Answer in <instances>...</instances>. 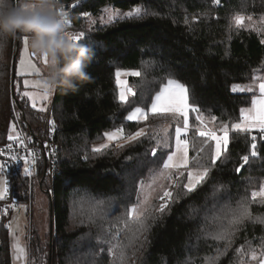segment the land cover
Returning a JSON list of instances; mask_svg holds the SVG:
<instances>
[{
	"label": "trees",
	"instance_id": "obj_1",
	"mask_svg": "<svg viewBox=\"0 0 264 264\" xmlns=\"http://www.w3.org/2000/svg\"><path fill=\"white\" fill-rule=\"evenodd\" d=\"M24 1L28 0H14L15 6ZM60 2L67 13L65 32H83L76 43L94 49L95 57L86 68L90 79L78 80L73 91L55 88L51 107L58 164L52 199L47 193L53 227L46 240L30 231L29 264H122L118 244L125 246L123 264H257L247 250L254 249L258 259L264 253V200L251 197V192L264 184V141L257 136V157H250L246 164L241 159L250 154L251 136L257 131L230 132L228 152L211 167L201 185L188 192L183 187L186 179L181 177L180 185L171 187L173 200L162 213L157 211L162 201L155 199L141 220H130L128 227L124 224L126 209L136 203L140 181L158 167L151 155L155 142L141 138L98 153L92 148L103 143L106 131L120 126L125 133H132L148 125L149 134L155 135L153 128L162 122L159 117L137 123L127 121L126 116L133 107L143 106L168 78L184 84L190 103L198 105L206 118L215 116V125L238 121L240 110L251 107L264 74V0H220L219 4L213 0ZM138 5L143 7L139 17L106 24L87 21L105 7L126 11ZM237 14L244 17L240 27L234 22ZM24 35L28 36L18 33L3 41L0 145L8 142L13 123L28 141H39L45 133L46 114L32 108L19 94L24 88L13 63ZM117 70L141 73L126 77L136 92L127 103L118 100ZM234 84L252 91L233 92ZM194 115L190 112V165L201 140L195 132L198 122ZM169 135H174L173 125ZM201 158L207 166L210 157L201 154ZM36 177L40 190L45 191L49 184L42 164ZM6 178L17 203L31 199L33 178L9 173ZM241 200L248 202L251 219L230 229L232 210ZM10 215L0 214V264H12L7 227ZM141 222L147 231L138 232L133 239ZM225 231L231 232L228 238H215ZM237 249L246 254L242 256Z\"/></svg>",
	"mask_w": 264,
	"mask_h": 264
},
{
	"label": "snow or ice",
	"instance_id": "obj_2",
	"mask_svg": "<svg viewBox=\"0 0 264 264\" xmlns=\"http://www.w3.org/2000/svg\"><path fill=\"white\" fill-rule=\"evenodd\" d=\"M213 3L219 4L220 0H213ZM25 9L32 7L31 5H24ZM66 16L67 13L63 12ZM85 16L90 14L84 13ZM141 15V9L137 8L135 11H130L127 13V17H139ZM122 19L125 17H121ZM112 19L111 17L109 18ZM251 20V17H248ZM244 17L237 14L234 18V22L237 27L243 25ZM67 21H64L66 24ZM187 23V21H185ZM70 39L73 41L80 40L84 36L83 32L75 35H69ZM29 37L27 35L23 36V50L19 53V68L16 71L18 76H28L33 73L40 74V69L37 67L36 63L33 62L32 57H35L33 53H29L28 49ZM264 43V41H262ZM45 65L48 64L47 57H41ZM139 71H121L117 70L115 72V83L118 91V100L121 103H127L129 96H135L136 92L132 86L129 85L127 79H122V77L127 76H140ZM24 90L19 94L21 97L27 98V101L31 103L32 108H37L38 102H44L49 100L51 93V86L46 81L39 80H29L24 79L23 81ZM32 87L37 89V91H29L28 88ZM259 95L256 96L251 101L250 108H242L240 110L238 121L232 123H220L215 125L213 122L216 121V117L212 116L210 119L206 118L205 114L202 113L201 109L195 103H190L189 93L186 86L178 82L174 78H168L166 82L162 83L158 90L155 91L149 98L144 102L143 106H136L128 112L126 116L127 121H135L140 123L141 121H148L150 116L159 117L161 123L153 128L155 135H150L148 131V125L144 127H139L135 132L125 133V128L123 126L117 127L114 130L106 131L104 137H106L107 142L102 143L99 146H93L92 151L94 153L100 152L102 149H107L109 143L112 141H124L125 143L139 142L141 138H148L155 142V145L151 148V155L156 158L155 162L158 164V168L154 172V182L155 179L173 181V187H178L180 185V178L186 179V183L183 187L188 191H193L198 185H201L208 177L211 167L215 166L217 161L220 160L225 153L228 152L230 143V132L237 133H250L253 130H257L256 135L251 136V151L249 155H244L241 157L242 161L246 164L248 163L250 157L255 158L258 156V146H257V136H259L261 141H264V78L260 79L257 85ZM17 91H19V85H16ZM233 92H244L252 91L249 87L245 89L239 84H234L231 89ZM46 108L41 106L39 111L43 112ZM190 112L195 114L194 119L198 123L195 126V132L198 137L201 138L199 147L196 151V156L192 158V163L190 165L189 159V148H190ZM175 122L174 137H170L169 128L171 126L170 122ZM51 123V122H50ZM212 125V126H210ZM54 124L51 131H54ZM174 139V144L171 140ZM7 140L9 143L6 147L0 149V156L7 155L11 160L15 161L17 156L13 154L14 144H19L22 148L26 147L25 138L20 132L17 131L15 123L11 124L8 129ZM123 146V145H118ZM196 147L195 144H192ZM158 149H161L158 156ZM167 150V151H163ZM55 151V150H53ZM201 154L205 157H210L208 164L202 161ZM29 156L31 159L24 158V174L26 176L32 175L31 165H35L36 158L35 153L30 152ZM87 158V157H85ZM162 165V166H160ZM8 167L5 161H0V172H3ZM243 164L241 165V168ZM241 169L237 168L236 171L239 172ZM186 174V176H185ZM162 195L158 198L162 203L159 205L157 211L163 212L170 201L173 200V192L169 190L168 185L161 184ZM144 188V181H140V194H142ZM9 192L8 180L5 176L0 175V200L7 197ZM138 199L137 202L132 204L130 208L126 209V217L128 219L124 220L125 227H128L129 221H140L141 217L145 215L144 204L147 203V197L143 201ZM251 197L255 200L257 197L264 200V184H261L259 191H252ZM247 201L241 200L238 207L232 210V218L229 221V228L235 229L236 226H242L244 222L251 219V214L248 211ZM23 207V205H21ZM8 209L5 208L4 212L7 213ZM11 228V224L8 225ZM147 231V225L143 222L140 223L139 229L132 233L133 239H135L138 232ZM231 235L230 231H225L223 234L216 236L218 240H223ZM13 236V259L15 261H24L26 259L25 248L20 245L18 238L12 233ZM116 238H119V232L116 233ZM131 243V241H130ZM264 247V246H262ZM118 249V258L122 262L126 258L125 246L116 245ZM112 255H117V252L109 249ZM238 252L243 256L245 251L243 249H237ZM251 253V259L257 261V264H264V253L257 257L254 249L249 248L247 250Z\"/></svg>",
	"mask_w": 264,
	"mask_h": 264
},
{
	"label": "clouds",
	"instance_id": "obj_3",
	"mask_svg": "<svg viewBox=\"0 0 264 264\" xmlns=\"http://www.w3.org/2000/svg\"><path fill=\"white\" fill-rule=\"evenodd\" d=\"M32 7H16L14 0H0V61L3 41L18 33L28 34L32 53L47 57L46 82L73 91L78 80L90 79L86 68L95 57V50L75 43L64 28L65 16L60 0H33Z\"/></svg>",
	"mask_w": 264,
	"mask_h": 264
},
{
	"label": "rangeland",
	"instance_id": "obj_4",
	"mask_svg": "<svg viewBox=\"0 0 264 264\" xmlns=\"http://www.w3.org/2000/svg\"><path fill=\"white\" fill-rule=\"evenodd\" d=\"M137 8H140L141 13H142L143 7L141 5L135 6L129 10H126V11L120 10V9L105 7L97 17H95V18L89 17V18H87V21L90 22L92 25L93 24H106V23H109L112 21L121 20L122 16L125 18H129V17H127V13L130 11H135V9H137ZM110 17L112 18L111 20L109 19ZM125 18H123V19H125ZM66 33H68L69 35L78 34V33H72V32H66ZM74 42L76 43L77 41H74ZM23 47H24V44H23V39H22L21 45L19 47L17 59H16V71L19 68V53H20V51L23 50ZM29 48L30 47L28 45V49ZM29 53H30V50H29ZM32 59H33V62L36 63L37 67L40 69V74L33 73L31 75L24 76V77H22V76L20 77V76L16 75L17 78L21 79L22 86H23L24 79L39 80L42 82L46 81V78L48 75L47 65H45L43 63V59L41 57L35 56V57H32ZM122 79H126V77H122ZM55 88L51 87V93H50L49 100L44 101V102H38L37 108H35V109L39 110V108L41 106H44L46 108V110L43 112L45 114H47L48 109L51 107L52 102H53ZM28 90L29 91H37V89L32 88V87H29ZM29 104L31 106L30 102H29ZM189 119H190V117H189ZM129 122H135V121H129ZM141 122H144V121H141ZM170 123H171L170 127H172V125H173L175 128V126H176L175 122L173 121ZM172 137H174V135ZM106 142H107V140L105 137L103 143H106ZM171 142L174 144V139H172ZM121 143H124V141H122V140L121 141H112L111 143H109V146L118 145ZM99 145L100 144L95 145V146H99ZM189 159H190V156H189ZM160 166H162V165H160ZM157 168L158 167L151 169V171L143 179L144 188H143L142 194H140V183L138 186L136 202L138 199V194H140L139 199L141 201H143L144 198L147 197V203L144 204V206H143L144 211H146L148 206L155 199L159 200L158 196L162 195V190L160 187L161 184L168 185L169 190L171 191L172 184L174 183L173 181L161 180V179H155V182H154V175L153 174ZM5 172H6V170H4L3 172H0V175H3L6 177ZM36 172H37V170H35L34 175L32 177L33 178V188H32V192H31V199L28 202H22L21 201V202L17 203L15 211L11 213L10 218H9V222L11 223V228L9 230V238L11 240V244H13L12 233H14L15 236L18 238L20 245L23 243V247L25 248V250H28V247H27L28 244L27 243L29 241V236H30L31 230L33 231V233H31V234L33 236L36 235V237H40L41 240H46L48 238V236L50 235V227H51L50 217L51 216H50L49 198L47 195V191L49 190V186L45 189V191L40 190V187L38 185L39 183H38V180L36 177ZM5 199L0 200V201H4ZM21 205H23V207H21ZM19 218L22 220V224H20L21 222H19L18 223V225L20 226L19 229L14 231L16 228V222L19 220ZM34 232H36V233L34 234ZM32 262H33V260H32ZM249 264H256V263H249Z\"/></svg>",
	"mask_w": 264,
	"mask_h": 264
},
{
	"label": "built area",
	"instance_id": "obj_5",
	"mask_svg": "<svg viewBox=\"0 0 264 264\" xmlns=\"http://www.w3.org/2000/svg\"><path fill=\"white\" fill-rule=\"evenodd\" d=\"M58 11H63L62 9H58ZM64 12V11H63ZM65 21H67V15L65 16ZM66 24H64L65 28ZM51 122V123H50ZM54 124V131H51V128ZM56 125L53 121L52 115V107L48 109L46 114V124H45V133L44 137L39 141H28L25 139L26 147L22 148L19 144H14L13 146V154L17 156L15 161L11 160L7 155L0 156L1 161H5L8 165L6 172L11 176H26L24 174V158L31 159L29 153H35L36 163L35 165H31L32 175L26 176L27 178H32L37 167L42 164V168L44 171V176L46 177L49 183V190L47 193L52 199V182L57 174V164H58V154H57V144H56ZM6 142L0 145V149L6 147ZM55 150V151H53ZM17 206L16 200L13 198L12 193L8 192L6 199L0 205V214H5L4 209H8V213H12L15 211Z\"/></svg>",
	"mask_w": 264,
	"mask_h": 264
},
{
	"label": "crops",
	"instance_id": "obj_6",
	"mask_svg": "<svg viewBox=\"0 0 264 264\" xmlns=\"http://www.w3.org/2000/svg\"><path fill=\"white\" fill-rule=\"evenodd\" d=\"M33 3V0H28V1H24V2H22L21 4H20V7H23L24 5H30V4H32ZM30 44H31V41H30V38H29V43H28V45H29V47H30ZM29 50H30V53H32V50H31V47L29 48ZM15 73H16V63H15ZM21 77V76H20ZM261 78H264V74H263V76L261 77ZM260 78V79H261ZM260 79H259V82H260ZM258 82V83H259ZM258 83H257V85H258ZM255 91L257 92V96L259 95V92H258V87L256 86V88H255ZM253 131H257V130H253ZM252 131V132H253ZM5 174V173H4ZM19 222H21L20 224H22V220L19 218V220L16 222V228H15V230L14 231H16V230H18L19 229V225H18V223ZM9 224H11L10 222H9V220H8V222H7V227H8V225ZM8 229L10 230V228L8 227ZM22 245V247H23V243L21 244ZM26 251V259L24 260V261H15L14 259H13V249H12V244H11V240H10V256H11V262H12V264H29V253H28V250H25Z\"/></svg>",
	"mask_w": 264,
	"mask_h": 264
},
{
	"label": "water",
	"instance_id": "obj_7",
	"mask_svg": "<svg viewBox=\"0 0 264 264\" xmlns=\"http://www.w3.org/2000/svg\"><path fill=\"white\" fill-rule=\"evenodd\" d=\"M15 65V63H13V66ZM12 93H13V85H12ZM238 168H240L241 169V166L240 167H238ZM240 172V171H239ZM238 172V173H239ZM50 216H51V227H50V229H51V231H52V227H53V222H52V217H53V207H52V205H51V207H50Z\"/></svg>",
	"mask_w": 264,
	"mask_h": 264
}]
</instances>
